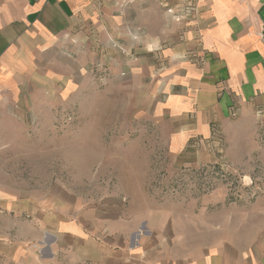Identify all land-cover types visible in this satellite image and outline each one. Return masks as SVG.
I'll return each mask as SVG.
<instances>
[{"label": "crops", "instance_id": "1", "mask_svg": "<svg viewBox=\"0 0 264 264\" xmlns=\"http://www.w3.org/2000/svg\"><path fill=\"white\" fill-rule=\"evenodd\" d=\"M193 1L172 0L176 19L158 0H0V142L100 64L137 85L134 115L160 126L173 170L211 161L217 133L264 108V0ZM145 201L0 184V264H264V227L205 234L195 211L187 227Z\"/></svg>", "mask_w": 264, "mask_h": 264}, {"label": "rangeland", "instance_id": "2", "mask_svg": "<svg viewBox=\"0 0 264 264\" xmlns=\"http://www.w3.org/2000/svg\"><path fill=\"white\" fill-rule=\"evenodd\" d=\"M90 73L89 88L80 84L57 109L42 108L43 123L27 124L24 138L0 142L6 190L38 196L58 185L89 200L120 194L139 207L149 197L155 209L184 213L187 227L189 213L200 214L203 233L226 228L241 237L242 228L264 227V111L217 133L211 161L173 170L160 126L134 115L137 85L118 83L105 65Z\"/></svg>", "mask_w": 264, "mask_h": 264}, {"label": "built area", "instance_id": "3", "mask_svg": "<svg viewBox=\"0 0 264 264\" xmlns=\"http://www.w3.org/2000/svg\"><path fill=\"white\" fill-rule=\"evenodd\" d=\"M159 3L166 9V11L171 14L174 15L176 19H181L182 16L179 15L176 11V4L172 3V0H158ZM196 9V5L194 4L193 0H188V3L185 7L186 13H190V12H194V10ZM264 108H259V112H263Z\"/></svg>", "mask_w": 264, "mask_h": 264}]
</instances>
